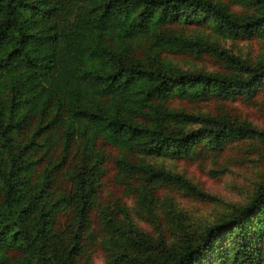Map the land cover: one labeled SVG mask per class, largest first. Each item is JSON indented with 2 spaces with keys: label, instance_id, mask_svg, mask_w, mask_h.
I'll return each instance as SVG.
<instances>
[{
  "label": "trees",
  "instance_id": "16d2710c",
  "mask_svg": "<svg viewBox=\"0 0 264 264\" xmlns=\"http://www.w3.org/2000/svg\"><path fill=\"white\" fill-rule=\"evenodd\" d=\"M227 1L246 11L217 0H0V264H91L94 249L107 264H210L212 252L213 263L227 255L226 264H264V242L259 251L244 237L264 236V178L244 204L176 245L152 242L111 210L96 223L90 216L106 159L113 180L150 211L158 184L200 191L141 155L215 156L236 140L264 143L248 121L167 104L250 99L264 84L262 62L171 26L210 21L231 39L264 36V0ZM160 52L205 53L221 69L165 67Z\"/></svg>",
  "mask_w": 264,
  "mask_h": 264
},
{
  "label": "rangeland",
  "instance_id": "374dc122",
  "mask_svg": "<svg viewBox=\"0 0 264 264\" xmlns=\"http://www.w3.org/2000/svg\"><path fill=\"white\" fill-rule=\"evenodd\" d=\"M227 4L234 13L245 12L241 6L217 0ZM171 26L184 35L201 36L215 41L229 52L245 57L251 62L264 64V36L250 38H228L218 35L209 21L173 22ZM138 54V55H137ZM136 56L147 60V53L136 51ZM165 67L180 69L215 71L221 67L207 54L194 55L188 52H160L157 56ZM170 108L185 109L193 113L218 114L225 112L238 121H248L258 129L264 130V84L259 85L250 99L236 96L229 100L206 99L190 102L171 98L167 101ZM197 147L195 146L194 149ZM113 152L112 148H108ZM142 159L156 167L178 174L188 180L200 192L183 188L168 181L158 184L149 202L150 211L137 201L136 196L126 194L113 180V165L110 159L103 161V172L97 180L90 216L94 223L100 216V209L111 210L122 222L129 221L132 227L156 243L162 237L166 244H178L185 234L196 236L205 225L220 220L232 213L236 207L244 204L255 191L257 184L264 178V143L257 138H244L227 144L215 156L206 151L191 157H170L168 155H141ZM122 209H118L116 205ZM69 209L62 208L59 222L62 223ZM59 223L57 230L62 226ZM254 225V222H250ZM182 227V228H181ZM60 232V231H58ZM258 232V231H257ZM256 232V233H257ZM254 231H248L245 242L252 238L259 251L263 250L264 236L254 237ZM230 238H222L223 252L229 250ZM231 242H235L232 239ZM212 263L226 264L227 255L213 263L217 253L212 252ZM259 257L264 254L258 252ZM216 260V259H215ZM91 264H107L99 249L91 253Z\"/></svg>",
  "mask_w": 264,
  "mask_h": 264
}]
</instances>
